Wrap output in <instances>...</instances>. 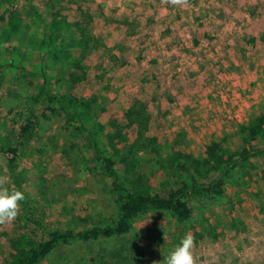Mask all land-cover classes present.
<instances>
[{
	"label": "rangeland",
	"instance_id": "374dc122",
	"mask_svg": "<svg viewBox=\"0 0 264 264\" xmlns=\"http://www.w3.org/2000/svg\"><path fill=\"white\" fill-rule=\"evenodd\" d=\"M2 1L0 11H18L30 32L52 14L68 25L90 20L97 47L77 55L84 77L76 92L93 95L98 110L114 101L123 112L136 100L147 104L148 135L165 158L178 152L202 159L212 142L239 152L248 145L245 128L264 116V0H189L186 7L162 0ZM27 69L0 72V176L25 196L15 220L0 225V264L12 260L30 208L47 229L105 222L116 212L104 187L64 153L63 120L43 121L34 136L17 137L24 110L37 108L28 100L32 84L41 82ZM98 116L109 121L106 113ZM8 147L17 149L16 157L1 152ZM229 182L225 196L197 202L189 222L152 213L127 240L148 264H160L189 232L196 264H264V155ZM123 243L75 244L63 253L77 264H133L138 254L124 252V263L105 255Z\"/></svg>",
	"mask_w": 264,
	"mask_h": 264
},
{
	"label": "trees",
	"instance_id": "16d2710c",
	"mask_svg": "<svg viewBox=\"0 0 264 264\" xmlns=\"http://www.w3.org/2000/svg\"><path fill=\"white\" fill-rule=\"evenodd\" d=\"M89 21L82 18L68 25L52 14L30 32L18 11H0V72L28 68L41 78L39 84L30 83L33 92L28 100L37 108L24 110L17 137L24 140L34 136L43 121L54 117L63 120L69 140V150L64 153L76 159L80 173L95 178L104 187L116 209L105 222L47 229L30 208L23 219L26 231L14 244L15 254L7 264H57L59 260L63 261L59 264H77V259L63 253L65 248L115 240L125 243L105 255L124 263V252L129 251L138 254L133 264H148L140 249L127 240L140 218L156 213L170 215L179 224L189 222L197 202L225 196L230 176L246 169L253 158L264 155V116L245 128L248 145L239 152L212 142L202 159L178 152L165 158L158 140L148 135L147 104L136 100L123 112L114 101L98 110L93 95L76 92L84 77L79 76L82 71L77 55L97 47L98 40L89 32ZM60 62L72 70L55 69L54 64ZM101 113L108 115L106 124L98 120ZM1 152L16 157L17 149L2 148ZM167 177H171L169 181ZM54 256L58 257L52 260ZM95 261L90 262L98 264Z\"/></svg>",
	"mask_w": 264,
	"mask_h": 264
},
{
	"label": "clouds",
	"instance_id": "9594fccd",
	"mask_svg": "<svg viewBox=\"0 0 264 264\" xmlns=\"http://www.w3.org/2000/svg\"><path fill=\"white\" fill-rule=\"evenodd\" d=\"M162 2L186 7L189 0H162ZM7 183L8 178L0 176V225L10 224L15 220L20 211V202L25 199L23 192L19 190L10 191L5 186ZM194 246L195 238L189 232L160 264H196V258L193 254Z\"/></svg>",
	"mask_w": 264,
	"mask_h": 264
}]
</instances>
